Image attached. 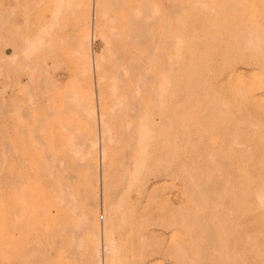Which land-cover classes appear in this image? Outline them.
Segmentation results:
<instances>
[{"label": "rangeland", "instance_id": "obj_1", "mask_svg": "<svg viewBox=\"0 0 264 264\" xmlns=\"http://www.w3.org/2000/svg\"><path fill=\"white\" fill-rule=\"evenodd\" d=\"M173 1H157L160 13L164 9L162 17L171 12ZM176 1L180 12L169 17L168 30L162 29L170 40L163 48L164 60L156 64H171L162 83L165 157L159 159L149 150L150 160L158 163L149 160L155 166L148 162L125 187L120 173L122 120L112 116L108 122V168L101 166L99 140V149L90 141L98 129L97 114L92 120L90 111L94 101L97 104L93 58L104 59L110 50L103 23L97 22L95 0H67L55 9L48 0H0V264H6L8 256L12 264L17 262L19 238L12 220L18 216L20 197L39 201L37 205L51 213L53 206L64 205L60 214L47 219L48 232L56 223L84 226L77 228L81 242L72 235L69 239L78 243V253L62 255V264H105V257L106 264H264V0ZM6 63L15 67L12 75L5 72ZM27 76L25 85H15ZM40 78L55 80L54 87L49 81L43 85ZM43 89L52 91L55 113L45 122L41 119L47 106L30 105ZM149 112L147 116L154 114ZM32 131L40 133L36 136L44 143L33 141L31 147L25 141L21 148L20 139H33ZM45 133L50 134L48 140ZM9 141L11 152L6 151ZM32 156L37 176L27 170L24 183L7 185L8 166L16 171L20 157ZM139 190L142 196L137 198ZM237 193L242 194L240 204ZM103 219L113 239L109 254L102 248ZM130 221L134 225L129 228ZM238 227L247 234L242 242L236 238L243 231L236 235ZM136 228L139 237H145L143 251L136 247L143 240L137 239ZM47 237L42 243L44 264H51L56 256Z\"/></svg>", "mask_w": 264, "mask_h": 264}, {"label": "bare ground", "instance_id": "obj_2", "mask_svg": "<svg viewBox=\"0 0 264 264\" xmlns=\"http://www.w3.org/2000/svg\"><path fill=\"white\" fill-rule=\"evenodd\" d=\"M63 1H65V3L67 2V0H48L49 4H52L54 9H55V7L58 6V4H60V2H63ZM157 1L158 0H95L96 18L98 20L97 22L102 21V23H103V26H104L103 38H104V41H105L108 49L110 48V50L108 51V55L104 59H103V57L99 58V56H94V58H93V66H94V71H95L94 72L95 73L94 79H95V86H96V90H97V91H95V93L97 92L96 93V103L97 104H95V106L97 105V111L95 110V106L93 105L95 103V101L91 105L90 111H91L92 120L94 118L96 119V114H97L98 125L97 124L96 125L98 126V129H97V133H94L93 140L90 139V141L92 142L91 145L94 148V146L97 143V140H99L98 142L100 144H98V145L100 148V152H99L100 155L99 156H100L101 166H102V168L107 167L106 164H108V161H109V159L107 158L108 157L107 155L109 152H107L106 151L107 148H105V146H106L105 138H106V133H107L108 127H109L108 124L110 125V123H108V122L110 121V118L112 119V116L113 117L118 116L122 120L121 129H119L120 130L119 140L123 141V150L121 152V156H122L121 157V161H122L121 166H123V167H122L120 173H121V176L123 179L122 184L125 187L130 186V183H128V180L135 179V177L137 178L139 176V174L141 173V171L144 169V167L149 162V160H150V154H149L150 151L149 150H151L153 148L156 151V153L159 154V157H157L159 159L161 158L160 156L165 157L164 152L166 151L165 150V148H166V139H165L166 135L165 134L166 133H165L164 124H165L166 118H165V109H164L165 108L164 107L165 102H164V95H163L164 89H162V83L165 82L164 74L170 68L171 64H170V66L167 63H165L164 65L158 64L159 66H157L156 64H157V61L158 62L160 61V59L164 60L165 56H163V55H165L166 52L163 50V48L166 47V45L168 44V41L170 40V39L168 40V34H167L168 31L166 33L167 36H165V34H164L165 32L164 33H162V32H163V30L164 31L168 30L169 21L171 20V19H169V17L174 13L175 14L179 13L180 11H179V8L177 7V1L174 0L173 1L174 6H173L171 12L169 11L167 13L165 11L164 16L162 17L161 13L164 11V9L160 13L161 9L159 10V7H158L159 4ZM62 4L63 3H61V5ZM54 11L56 12V10H53V12ZM54 13L50 12V16H53L52 14H54ZM166 15H168V16H166ZM51 18H53V17H51ZM170 33H171V31H170ZM21 44H23V43H21ZM14 46H16V44L13 45V47ZM17 48L15 50H18ZM163 51H164V53H163ZM19 52H18V55H19ZM19 57H17V58H19ZM7 59L10 60L9 58H7ZM5 61H7V60H5ZM11 63H12V61H11ZM2 66H3V64H2ZM4 68L6 69L5 72H7L9 74L11 73V75H12L13 71L15 70V67L13 68V65H11L9 63H6ZM30 76H31V74H30ZM9 77L10 76H8V78ZM29 78L30 77H28V80H25V82H22L23 79L21 80L19 77V79L15 83V85H18L19 87L21 85L23 86V85H25L24 83H27L29 81ZM38 80H41L40 82H43V85H46V82L49 81V80L47 81L46 78H43V80H45L46 82L42 81V78H40ZM48 84L50 85L51 88L54 87L55 80L51 79L48 82ZM48 84H47V86H49ZM47 86H45V87H47ZM12 87L13 86H10L9 92L7 93L8 94V104H12V97H11V95L13 93ZM93 89H91V90H93ZM43 92L44 93L42 95L40 94L41 97L39 95V97H40L39 100H38L39 97L36 100L34 99L35 101L32 104H30L32 101L29 100L30 105H35L37 107L39 104L43 103L45 106H47L45 115L43 116L44 120L38 117V122H40L39 119H41V122L42 121L45 122V120L48 121L49 119H51L55 115L54 111H52V106H51L52 91L45 89ZM28 97L30 98V96H28ZM107 100L111 101V104H112L111 108L108 107ZM147 111H148V113H150L149 111H151V114L154 113L153 115H155V116L150 115V114H149V116H147L146 115ZM34 123H35V121H34ZM38 124H37V126H38ZM37 126H36V128H37ZM32 127H34V129H35V125H33ZM34 129L30 128V131L34 130ZM34 132L32 133L33 139H30L31 135L29 137H25V138L22 137L20 139L21 141L19 144H22V145H20L21 148L24 147L25 141H26L25 143H28L31 147L34 146V144H33L34 142H36L35 143L36 145L39 144V142L43 138L41 139V137H39L40 133L39 134L37 133L39 135L37 137L36 136L37 134L35 133L36 135H34ZM154 135L156 136L155 140H154V138H155ZM45 137H46V139L49 138L50 134L45 133L44 138ZM152 137H154V138L152 139ZM107 138H108V135H107ZM110 138L113 139L111 136H110ZM151 139L154 142H152ZM31 142H33L32 143L33 146L31 145ZM43 143H44V141H43ZM36 145H35V147H36ZM15 146H17V145H15ZM21 148H20V150L22 151L23 149H21ZM95 148H98V146L97 147L95 146ZM11 150H13V145L9 141V142H7V145H6V151L11 152ZM21 153H23V152H21ZM163 153H164V155H162ZM153 158H154V155H153ZM164 160H166V159H164ZM150 161L153 162V161H156V159L150 160ZM161 161H162V159H161ZM34 162H35V159L33 156H32V158L31 157H25V158L20 157L18 162H17L18 163L17 168H16L17 172L14 171L13 167L8 166V169L6 170L7 182H8L7 185L12 186L14 181H18L20 184L24 183L25 182L24 172L26 173L27 170L32 171L34 173V175L37 176L38 173L36 172ZM151 162H149V163H151ZM156 162H155V164H156ZM160 162H159V164L161 165L165 161H163V163H160ZM97 163H98V160H97ZM46 165H47V163H46ZM151 165H153V163H151ZM121 166H120V168H121ZM153 166H155V165H153ZM158 167H160V166H158ZM43 169L45 171V168H43ZM48 169L50 170L51 168H48ZM159 171H160V169H159ZM13 172H15V174ZM47 172H50V171H47ZM106 173H107V171H106ZM160 173L161 172H159V174ZM43 174H44V172H43ZM102 174H104V173H102ZM159 176H161V175H159ZM102 177H104V176L102 175ZM37 179H39V178H37ZM45 180H46V178H45ZM57 181H60V180H57ZM105 181H106V179H105ZM59 185L61 187V184H59ZM59 185H58V187H59ZM105 185H106V183H105ZM65 187H66V185H65ZM246 187L247 186H245V188ZM61 188L64 189V187H61ZM121 188H123V187H121ZM121 188H120V190H121ZM9 190H10V187H9ZM118 190H119V188H118ZM246 190H247V188H246ZM66 191L67 190L65 188L64 192H66ZM140 192H141V190H139V192H137V198H140L142 196V193H140ZM109 193H112V192H109ZM238 193H240V192H238ZM143 194H144V192H143ZM242 194H238L239 198H238L237 202L239 204H240L239 200L243 199V198H241ZM236 197H238V196H236ZM69 199H70V197H69ZM38 202H36L34 199H31V198L29 199L26 197H20V199L18 200L17 205H16V207H17L16 209L18 210V216L16 218L13 217L14 220H16V221L12 220V218H11L12 211H14L15 208L12 206L10 209H8L10 219L12 220V222H14L12 225L13 229H16L17 234H18L17 236L19 238V247H20L19 253L17 255L18 256L17 262L14 264H44V263H47V261L45 259L46 249L43 246L44 245L43 240L45 238H47V240H48V237H47L48 235L51 236L50 240L52 243H51L50 247L53 248V249L52 248L51 249L54 251V254L56 256V258L53 262L50 260L53 264H62L60 262V259H61L60 257L62 255H64V256L65 255H74L75 256V253L76 252L78 253V251L76 250V245L78 244L77 243L78 241L81 242V240H79V238L81 236V234H79V233L81 231H79L80 229L78 227H80L82 230L84 226L82 225L83 226L82 227L81 225H79L80 224L79 223L75 227L74 224H73L74 226H71L70 224L66 223L65 221H62L65 223H60V224L56 223L55 226L52 224V227H53L52 229H50L51 227H49L50 225L48 224L49 225L48 227L50 229V231H49L50 233H49L47 231L48 228H46L47 224H45V223H47V219L51 216V214L54 216L55 215L57 216V214H60V212L62 211L61 207L63 204H60L61 206H58V205L53 206L54 212L52 211V213H51L50 209L39 207L37 205ZM237 202L235 204H237L238 210H239L240 205H238ZM243 202L244 201H241V203H243ZM71 204L69 202L70 207H71ZM105 206H107L106 208H109L108 205H105ZM68 207H67V209H68ZM242 207L243 206H241V208ZM63 208H64V205H63ZM110 208H112V207H110ZM67 209H66V211H67ZM216 209H217V207H216ZM104 210H105V208H104ZM236 210H237V208H236ZM105 211H107V210H105ZM72 212H76V211L74 210ZM106 213L107 212H105V214L104 215L102 214V215L104 217H106L107 216ZM6 214L8 216V212ZM130 214H132V211H130ZM130 214H128V215H130ZM106 221H108V220L103 219V221H102L103 223L101 222L102 226L100 228L101 229L100 231L102 233L101 238H102V242H103V245L102 244L101 245L103 246L102 248L104 249V251H106V253H107V251L112 249L113 244L111 245V243L113 241L112 242H110V241L113 239H109V237H110V235H109L110 226ZM138 222H139V220H138ZM82 223H85V222H82ZM86 224H84V225H86ZM140 224H142V223L140 222ZM127 225H129L128 227L130 228V226L134 225V224L131 223V221H130V222H128ZM137 225H138V223H137ZM137 225L134 227H137ZM139 226L140 225H138L137 228H139ZM141 226H140V229L142 228ZM140 229L139 230L137 229L138 231L136 233V237H138L137 239H139V240H140V238H143V236H144V235H142L141 237H139L138 233H139ZM238 230L239 231L243 230V231L238 232ZM235 231H236L235 234L237 232L239 233V235L236 234V235H238V236H236V238H238V239L240 238L241 242L243 239L244 240L246 239L247 234L245 236L244 229H239V227H238V229ZM141 233H142V230H141ZM127 234L129 235V232ZM71 235L73 236V239L75 238V240L77 241V242H75L73 240L75 244L74 243L71 244L69 241V239L71 240V238H70V237H72ZM98 237H99V235L97 236V238ZM8 238L10 241L12 240L13 232H9ZM144 238H143V240H141L142 242L141 241L139 242L134 237L136 242L137 241L139 242L138 246H136V247H139V246L141 247V248H137V249L141 250L144 247V244H145V243H143L145 240ZM211 239H212V237H211V235H209L207 237V240H208L207 242L209 243L210 241H212ZM45 241H46V239H45ZM99 242H100V238H99ZM42 243H43V245H42ZM142 244H143V247L141 246ZM135 245H137V243ZM6 246H9V245H6ZM136 247H135V249H136ZM143 249H142V251H143ZM11 250H12V247H11ZM49 250H50V248H49ZM139 250H138V252H142ZM254 250H255V248H254ZM109 253H111V252H109ZM109 253H107V254H109ZM7 255H10V254H7ZM106 258L107 257L103 258L105 264L107 262L106 260H108ZM77 259H78V257H77ZM62 261H63V259H62ZM7 263L12 264V260L9 259V256H8V259H6V264ZM109 263H111V262H109ZM48 264H49V261H48ZM237 264H239V263H237Z\"/></svg>", "mask_w": 264, "mask_h": 264}]
</instances>
